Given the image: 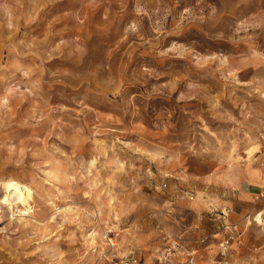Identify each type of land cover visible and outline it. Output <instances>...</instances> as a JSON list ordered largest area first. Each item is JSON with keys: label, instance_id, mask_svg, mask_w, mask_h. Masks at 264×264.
<instances>
[{"label": "rangeland", "instance_id": "rangeland-1", "mask_svg": "<svg viewBox=\"0 0 264 264\" xmlns=\"http://www.w3.org/2000/svg\"><path fill=\"white\" fill-rule=\"evenodd\" d=\"M225 240L264 264V0H0V264Z\"/></svg>", "mask_w": 264, "mask_h": 264}, {"label": "built area", "instance_id": "built-area-1", "mask_svg": "<svg viewBox=\"0 0 264 264\" xmlns=\"http://www.w3.org/2000/svg\"><path fill=\"white\" fill-rule=\"evenodd\" d=\"M228 245V240L222 242L220 244V249H221V261H219L217 264H222V262H225V258H226V251H227V246ZM160 264L161 260L159 259L158 262L152 263V264ZM120 264H138L137 259L134 256H125L124 258H122L120 260Z\"/></svg>", "mask_w": 264, "mask_h": 264}, {"label": "bare ground", "instance_id": "bare-ground-1", "mask_svg": "<svg viewBox=\"0 0 264 264\" xmlns=\"http://www.w3.org/2000/svg\"><path fill=\"white\" fill-rule=\"evenodd\" d=\"M23 204L22 195H15L8 203L10 207L13 205Z\"/></svg>", "mask_w": 264, "mask_h": 264}]
</instances>
